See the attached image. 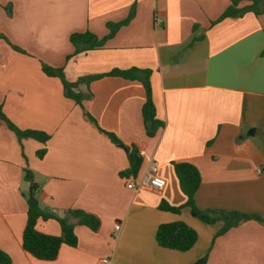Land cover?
Segmentation results:
<instances>
[{"label":"crops","instance_id":"0c3cea01","mask_svg":"<svg viewBox=\"0 0 264 264\" xmlns=\"http://www.w3.org/2000/svg\"><path fill=\"white\" fill-rule=\"evenodd\" d=\"M133 4V18L102 49L66 61L73 52L71 34L89 31L102 38L106 24L125 20ZM229 5L0 0V111L15 127L49 136L46 144L18 141L0 120V250L11 264H193L204 256L206 264H264V225L246 221L220 234L222 221L204 224L186 207L179 213L158 209L161 202L184 205L172 164L187 162L200 174L197 208L264 219V12L211 26ZM42 64L63 68L71 81L115 68L150 71L151 100L163 127L154 137L145 135L139 82L86 80L76 89L85 96L79 106L64 97L58 78L44 75ZM99 129L144 153L135 189L119 175L128 166L126 150ZM149 161L165 182L160 191L142 184ZM27 172L40 185L39 206L75 224L76 246L61 245L53 261L38 260L21 247ZM73 210L96 215L99 231L77 225L68 214ZM177 221L197 232L185 252L155 241L160 224ZM35 229L60 235L54 219H39Z\"/></svg>","mask_w":264,"mask_h":264},{"label":"trees","instance_id":"16d2710c","mask_svg":"<svg viewBox=\"0 0 264 264\" xmlns=\"http://www.w3.org/2000/svg\"><path fill=\"white\" fill-rule=\"evenodd\" d=\"M247 1L248 5L238 8L240 2ZM230 5L227 9L213 22L211 26L228 18H240L246 13H252L258 16L264 12V0H229ZM134 15V4L127 18L119 23H107L106 28L108 33L106 36L99 38L95 34L85 31L83 33H73L69 36V43L73 47V52L66 57L69 61L81 54L87 52L100 50L104 47L105 43L111 39L115 33L122 27L128 24ZM15 50V48L13 47ZM264 56V51L262 52ZM41 70L44 75L48 77H56L61 81L63 87V94L65 98L74 101L77 105H81L85 96L76 91L78 85L86 80L98 79L105 76L117 77L127 81L139 82L145 94V101L141 107V118L145 135L147 137H154L159 129L163 127V123L158 121L155 117V108L151 100L149 76L150 71L131 67L128 69H112L111 71L92 75L87 78L77 79L71 81L67 78V74L63 68H54L45 64L41 65ZM89 121L95 124V121L87 116ZM0 120L11 130L17 137L18 141L22 139H32L42 144H46L49 136L34 130H21L15 127L0 111ZM106 137L113 143L122 146V143L112 134L99 129ZM264 146V141H263ZM126 150L128 166L125 170L119 173L120 177L125 179L135 180L140 172L142 159L138 156V151L135 147H123ZM46 150L40 149L36 152L38 159H41ZM174 174L178 180L179 188L185 197V203L180 207H172L161 202L158 209L162 211H169L172 213H179L183 207L189 208L190 214L200 220L204 224H214L218 221L223 222V227L220 234L225 233L230 228L239 226L246 221H255L264 225V219L258 215H248L235 211L223 210H200L196 207L194 202V195L200 185V174L198 170L187 162L173 163ZM25 179L31 182L32 174L27 172ZM40 190V185L34 182L30 183V187L26 196V223L21 236V247L30 256L42 260L53 261L58 256V251L61 245L75 247L77 239L74 233L75 224L70 223L66 217L58 218L49 212L44 211L38 203L37 194ZM72 218L76 219L77 225L88 228L91 232L97 233L100 229L99 218L82 210H73L68 213ZM39 219L48 220L54 219L60 225V235L50 236L38 232L35 225ZM197 240V232L184 222L177 221L172 223L160 224L155 232V241L158 246L175 251L185 252L193 247ZM207 257L204 256L193 264H206ZM0 264H11L10 257L0 250Z\"/></svg>","mask_w":264,"mask_h":264},{"label":"built area","instance_id":"2783aa9c","mask_svg":"<svg viewBox=\"0 0 264 264\" xmlns=\"http://www.w3.org/2000/svg\"><path fill=\"white\" fill-rule=\"evenodd\" d=\"M138 156L142 159L144 157V153L142 151H139ZM157 170L158 169L156 163L149 161L142 184L153 190L160 191L164 188L165 182L163 179L157 176ZM126 187L128 189L136 188L133 180H130L129 183L126 185ZM114 229L117 231L119 229V225L118 224L115 225ZM102 262L106 264L107 260H103Z\"/></svg>","mask_w":264,"mask_h":264},{"label":"rangeland","instance_id":"374dc122","mask_svg":"<svg viewBox=\"0 0 264 264\" xmlns=\"http://www.w3.org/2000/svg\"><path fill=\"white\" fill-rule=\"evenodd\" d=\"M8 45L12 48L11 44L8 43ZM15 48V47H14ZM16 51H20V49L15 48ZM21 52V51H20Z\"/></svg>","mask_w":264,"mask_h":264},{"label":"water","instance_id":"95a60500","mask_svg":"<svg viewBox=\"0 0 264 264\" xmlns=\"http://www.w3.org/2000/svg\"><path fill=\"white\" fill-rule=\"evenodd\" d=\"M250 134H251V135L254 134V131H251Z\"/></svg>","mask_w":264,"mask_h":264}]
</instances>
